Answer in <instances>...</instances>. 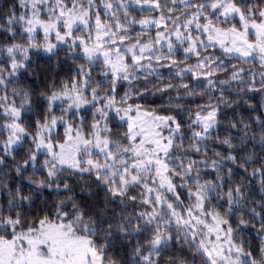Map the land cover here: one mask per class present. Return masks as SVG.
I'll use <instances>...</instances> for the list:
<instances>
[{
	"label": "snow or ice",
	"instance_id": "obj_1",
	"mask_svg": "<svg viewBox=\"0 0 264 264\" xmlns=\"http://www.w3.org/2000/svg\"><path fill=\"white\" fill-rule=\"evenodd\" d=\"M0 264H264V0H0Z\"/></svg>",
	"mask_w": 264,
	"mask_h": 264
}]
</instances>
